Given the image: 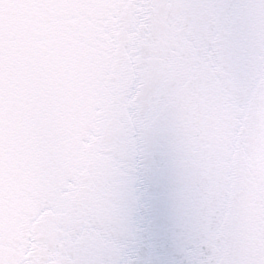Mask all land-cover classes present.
Segmentation results:
<instances>
[{
	"label": "snow or ice",
	"instance_id": "snow-or-ice-1",
	"mask_svg": "<svg viewBox=\"0 0 264 264\" xmlns=\"http://www.w3.org/2000/svg\"><path fill=\"white\" fill-rule=\"evenodd\" d=\"M0 264H264V0H0Z\"/></svg>",
	"mask_w": 264,
	"mask_h": 264
}]
</instances>
